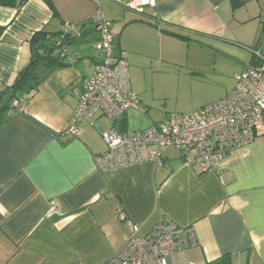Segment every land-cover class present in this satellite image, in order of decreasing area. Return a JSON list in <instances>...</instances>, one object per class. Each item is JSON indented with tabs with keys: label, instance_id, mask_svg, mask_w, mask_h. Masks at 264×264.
<instances>
[{
	"label": "crops",
	"instance_id": "obj_1",
	"mask_svg": "<svg viewBox=\"0 0 264 264\" xmlns=\"http://www.w3.org/2000/svg\"><path fill=\"white\" fill-rule=\"evenodd\" d=\"M128 1L98 4L112 23L139 108L117 120L96 113L78 124V135L67 129L77 95L101 60L93 48L98 6L53 0V14L29 0L20 9L0 8V93L28 65L35 33L59 35L64 24L74 38L63 50L69 66L19 100L20 111L0 113V264H103L130 235L118 209L141 236L166 222L193 230L196 246L175 251L172 264H264V136L229 153L211 174L182 163L174 148L162 152L160 167L143 148V161L126 168L94 164L107 150L103 132L129 136L163 122L149 106L156 83L189 73L210 88L188 113L227 97L233 74L254 64L250 49L264 34L259 1L156 0L143 15L126 9ZM51 202L59 212L47 218Z\"/></svg>",
	"mask_w": 264,
	"mask_h": 264
},
{
	"label": "built area",
	"instance_id": "obj_2",
	"mask_svg": "<svg viewBox=\"0 0 264 264\" xmlns=\"http://www.w3.org/2000/svg\"><path fill=\"white\" fill-rule=\"evenodd\" d=\"M92 18L98 39L93 44L101 60L93 74L83 84L77 95V107L73 112L67 132L78 135V124L100 113L109 120H117L130 110L139 108L137 97L131 92L128 67L122 53L116 52L112 23L100 10ZM156 0H130L126 9L143 15L145 8H152ZM71 30L63 27V33ZM264 40L250 49L254 64L233 74V91L225 98L207 104L187 114H171L161 123L121 135L111 128L102 133L107 146L104 154L94 157L100 170H117L143 161L140 150L160 167V156L167 148L180 153V161L198 167L201 174L217 173L219 163L231 152L240 150L264 136ZM18 100H12L11 113L20 111ZM1 107V105H0ZM51 202L47 218L58 213ZM117 218L130 235L123 249L103 264H172L175 251L196 246V238L190 227H178L171 223L156 225L147 235H139V226L118 209Z\"/></svg>",
	"mask_w": 264,
	"mask_h": 264
},
{
	"label": "trees",
	"instance_id": "obj_3",
	"mask_svg": "<svg viewBox=\"0 0 264 264\" xmlns=\"http://www.w3.org/2000/svg\"><path fill=\"white\" fill-rule=\"evenodd\" d=\"M29 0H0V8L20 9ZM50 11L55 14L53 0H40ZM235 6V4H234ZM65 25L63 24V27ZM94 28V26H93ZM4 32V27L0 26V38ZM74 38L70 31L59 35L45 32L43 30L35 33L30 40V61L16 76L14 83L0 93V100L6 96V104L0 102V113L7 112L9 115L13 111L9 104L12 100L23 99L28 101L37 92L38 87L54 72L69 66L63 59L65 46L70 45ZM56 51H58L56 53ZM19 107V106H18ZM124 127H121L123 131Z\"/></svg>",
	"mask_w": 264,
	"mask_h": 264
},
{
	"label": "rangeland",
	"instance_id": "obj_4",
	"mask_svg": "<svg viewBox=\"0 0 264 264\" xmlns=\"http://www.w3.org/2000/svg\"><path fill=\"white\" fill-rule=\"evenodd\" d=\"M259 1L261 5V15L262 19L264 17V0ZM264 40V34H261L260 39L257 42V46ZM256 42V41H255ZM220 57V56H218ZM221 58V57H220ZM226 63V62H224ZM230 69V65L224 67V69ZM191 74H186V76L175 79L168 78L161 84H155L153 101L149 104L153 108L157 122H162L166 117L171 114H184L188 113V109L201 104L207 100V94L205 92L209 91L210 88L203 86L202 84H196L192 82ZM158 113H157V112Z\"/></svg>",
	"mask_w": 264,
	"mask_h": 264
}]
</instances>
